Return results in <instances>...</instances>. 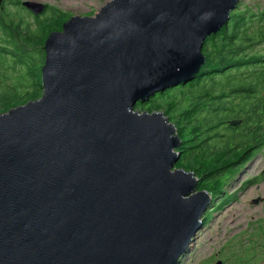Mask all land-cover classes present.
<instances>
[{
  "label": "water",
  "instance_id": "water-1",
  "mask_svg": "<svg viewBox=\"0 0 264 264\" xmlns=\"http://www.w3.org/2000/svg\"><path fill=\"white\" fill-rule=\"evenodd\" d=\"M240 1L111 0L49 34L43 95L0 114V264L179 263L213 196L134 108L200 73Z\"/></svg>",
  "mask_w": 264,
  "mask_h": 264
},
{
  "label": "trees",
  "instance_id": "trees-1",
  "mask_svg": "<svg viewBox=\"0 0 264 264\" xmlns=\"http://www.w3.org/2000/svg\"><path fill=\"white\" fill-rule=\"evenodd\" d=\"M46 11L50 16L44 20L37 16L31 28L21 15H12L0 6V114L43 95L45 41L71 18L53 7ZM53 12L58 14L55 19ZM247 14L240 5L232 12L230 22L205 41L207 62L200 73L188 84L178 86L180 100L186 104L182 119L173 118L181 139L176 168L193 172L199 178L198 191L206 190L213 197L220 195L228 180L234 179L257 153L264 121V55L248 52L264 42V17L248 18ZM245 69L249 71L245 73ZM151 100L142 102L148 113L162 111L160 105L150 104ZM176 106L162 111L168 119ZM203 113L207 115L201 116ZM245 114L255 117L245 121ZM229 122L241 123L234 128ZM223 126H227V134L207 135ZM245 134L252 136L247 139ZM212 139L220 140L221 145H209Z\"/></svg>",
  "mask_w": 264,
  "mask_h": 264
},
{
  "label": "rangeland",
  "instance_id": "rangeland-1",
  "mask_svg": "<svg viewBox=\"0 0 264 264\" xmlns=\"http://www.w3.org/2000/svg\"><path fill=\"white\" fill-rule=\"evenodd\" d=\"M110 1L111 0H0V6L12 15H21L24 22L31 28H34L37 23V16H34L30 11L25 9L22 6L23 2L45 4L46 9L47 7H53L71 17H85L94 16ZM239 5L245 8V13L248 12V18H250V16L261 17V14L264 17V0H241ZM45 11L40 15L42 20L48 18L51 14L50 11ZM52 15H54V19L58 17V14L55 12H53ZM256 21L257 20L254 19V23ZM1 39L2 32L0 28V40ZM248 52L264 55V42L255 44L254 47L248 49ZM248 71V69H245V73ZM151 98L150 104L160 105L162 111H165L170 105L176 104L177 109L170 113L169 117L171 119L174 117L182 119L181 111L185 109L186 101L180 100L179 87L169 88ZM134 110L140 113L148 112V108L144 107L142 102L137 103ZM206 115V113H203L201 116ZM223 116V119L226 118L225 115ZM171 119H169V122ZM170 123L175 125L176 120L173 119ZM239 123L231 126L235 128ZM179 126L178 124V128ZM227 126L220 127L218 130L210 132L207 135L217 134L220 136L222 132L228 129ZM203 129H206L205 125H203ZM224 134H227V132L225 131ZM200 141H202V139H200L199 142ZM211 144L220 146L221 141L212 139L209 145ZM258 167L259 164L256 159L251 162L247 168L244 167L239 171V174L236 175L234 179H229L220 195L212 198L211 206L203 215L202 228L198 232V238L196 242L192 243L193 245L191 244L190 253L182 264H200L211 258L215 259V261H223L224 264L245 263V224L249 222L251 210L262 208L261 206L256 207L255 204H251L254 197L260 193H264V184L260 183L258 180L259 170L261 169ZM254 183L260 185V189L257 188V185H253Z\"/></svg>",
  "mask_w": 264,
  "mask_h": 264
},
{
  "label": "flooded vegetation",
  "instance_id": "flooded-vegetation-1",
  "mask_svg": "<svg viewBox=\"0 0 264 264\" xmlns=\"http://www.w3.org/2000/svg\"><path fill=\"white\" fill-rule=\"evenodd\" d=\"M253 117H255L254 114H245V121L247 118H253ZM262 124H263L262 129L259 132L261 136L259 140L257 153L253 157H251V159L245 162V168H247L251 162L257 159L259 167L261 168L259 170L258 180L260 181V183L264 184V121ZM245 133H250V132L246 130ZM251 136L252 135L245 134V137L247 139L250 138ZM253 185H257V188L260 189V185L255 183ZM255 200L258 201V203L255 204V206L256 207L261 206L262 208L260 209L256 208L255 210H251L249 222L245 224V263L243 264H264V193H260L259 195L254 197L252 199L251 204H253V201ZM211 204L212 201L210 203V206ZM197 238H198V233L195 236V238H193L191 244L193 242H196ZM191 244L187 248L184 255L182 256L183 259L182 257L179 259L178 264H182V262L187 258V255L190 253ZM218 262L219 260L215 261V259L211 258L205 262H201L200 264H218ZM221 264H224V262L221 261Z\"/></svg>",
  "mask_w": 264,
  "mask_h": 264
}]
</instances>
